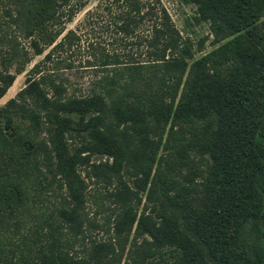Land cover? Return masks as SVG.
<instances>
[{
  "label": "trees",
  "instance_id": "trees-1",
  "mask_svg": "<svg viewBox=\"0 0 264 264\" xmlns=\"http://www.w3.org/2000/svg\"><path fill=\"white\" fill-rule=\"evenodd\" d=\"M190 1L222 41L195 59L160 0H99L77 28L85 0H0V97L44 52L0 105V264L182 243L195 264H264V0ZM89 196L114 203L107 239L81 234L102 224Z\"/></svg>",
  "mask_w": 264,
  "mask_h": 264
},
{
  "label": "rangeland",
  "instance_id": "rangeland-1",
  "mask_svg": "<svg viewBox=\"0 0 264 264\" xmlns=\"http://www.w3.org/2000/svg\"><path fill=\"white\" fill-rule=\"evenodd\" d=\"M99 0H85V5L80 8L71 20L65 21L66 28H77L81 21L85 17L86 10L92 8ZM163 6L167 9L170 14L171 20L174 26L179 30L181 35L185 37L194 52L195 59L204 53L212 50L214 47L219 45L222 41H215L214 36L211 34L209 29V23L206 20L200 19L198 17L197 5L190 0H160ZM82 29V28H81ZM25 44L29 47L27 41ZM31 52V60L26 64L24 71L15 75V81L11 87L7 89L5 94L0 97V105L3 104L6 100L12 97L18 89L24 86L26 81V71L29 67L36 61H39L43 54H36L33 52L32 48H29ZM138 59H147L144 54H136ZM12 70V68H11ZM82 80H86L87 73L82 76ZM0 121H2L0 115ZM106 155H93L92 159L97 162L99 159L106 160ZM111 160V158H109ZM110 162V161H109ZM95 180H88V190L92 191L93 188L97 186ZM132 178L130 179V183ZM114 187V183L111 185V190ZM104 189V188H103ZM94 197L89 196V200L86 203L85 210L88 216L94 218L95 223H102L99 226L96 224H88L87 227L81 232V234L87 235V237H96L97 239H107L109 233L106 230V225L103 224V216L105 213L110 211V208L114 206V203L111 199L105 198L102 199V204L100 207L97 206L96 202H93ZM101 202V201H100ZM85 239V238H84ZM86 248L84 249L81 246V243H74V246H68L69 253H74L76 256H84L91 249L90 243H85ZM130 243H127L123 251V257L129 249ZM169 245H164L163 248L166 249ZM197 251V245L195 243H182V247L178 248L172 255H166L162 253L161 256L159 253H156L153 257H145L142 264H195L194 259H196L195 253ZM136 253L133 250H130L127 259L131 261L132 257H135ZM138 259H141V256H137ZM94 261L95 258H92ZM124 259H122L123 262ZM122 264V263H121Z\"/></svg>",
  "mask_w": 264,
  "mask_h": 264
}]
</instances>
